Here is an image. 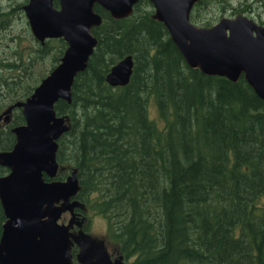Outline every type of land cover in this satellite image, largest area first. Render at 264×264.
<instances>
[{
  "label": "trees",
  "instance_id": "1",
  "mask_svg": "<svg viewBox=\"0 0 264 264\" xmlns=\"http://www.w3.org/2000/svg\"><path fill=\"white\" fill-rule=\"evenodd\" d=\"M212 1L198 0L191 21L198 24ZM27 2L0 5V29L15 13L24 18ZM94 10L100 21L92 28L93 52L71 99L55 104L67 123L57 178L76 172L82 207L75 211L89 205L103 215L133 264H264V101L244 75L233 81L190 67L149 0L122 18L98 4ZM33 43L28 52L15 44L0 54V108L28 98L67 47L62 38ZM126 55L134 59L131 80L111 87L106 75ZM150 96L162 127L149 117ZM23 122L13 108L0 126V151L13 147L11 128ZM9 170L0 162V177ZM5 220L0 204V238ZM77 250L74 244L73 256Z\"/></svg>",
  "mask_w": 264,
  "mask_h": 264
},
{
  "label": "water",
  "instance_id": "2",
  "mask_svg": "<svg viewBox=\"0 0 264 264\" xmlns=\"http://www.w3.org/2000/svg\"><path fill=\"white\" fill-rule=\"evenodd\" d=\"M30 0L23 6L34 37L63 38L67 48L60 63L25 101L17 102L25 123L12 128L16 142L0 151V162L10 171L0 177V204L6 221L0 238V264H72L69 228L61 215L81 204L75 198L79 183L75 173L56 180L57 140L65 131V119L54 105L69 100L75 76L86 68L95 46L92 27L99 23L94 4L112 17L132 12L138 0ZM197 0H150L157 20L163 22L186 63L207 74H221L236 81L244 75L264 101V32L245 18H222L210 29H200L189 15ZM134 61L127 55L106 76L112 86H125ZM6 115L4 121H8ZM45 176L50 180H45ZM82 264H123L111 260L101 244L81 254Z\"/></svg>",
  "mask_w": 264,
  "mask_h": 264
},
{
  "label": "rangeland",
  "instance_id": "3",
  "mask_svg": "<svg viewBox=\"0 0 264 264\" xmlns=\"http://www.w3.org/2000/svg\"><path fill=\"white\" fill-rule=\"evenodd\" d=\"M17 1L24 2L25 0H17ZM228 2H231L234 6L237 5V1L234 0H226V3ZM240 3L244 4L248 2L242 1ZM6 4H7V0H0V5L4 7ZM237 6H239V4ZM245 12H247L246 9L245 11L238 10L235 15V18L251 19L250 16L245 15L246 14ZM215 15H217L216 8L210 9L202 14V19L208 20L210 19L211 16H215ZM227 15H230V13H226L224 16L221 15L218 18L221 19L222 17H229ZM23 17L24 18L20 17L18 13H15L10 21L9 27L7 28V24H5L4 27L0 29V54L2 56L9 55L10 52L13 50L12 47H14L15 44H17L19 50L24 49L26 50V52H28L31 46L34 44L33 38L31 37V31L28 26L27 20L24 16V13H23ZM262 18L264 19V13L262 15ZM24 19L26 22L24 21ZM10 38H12V41L10 40ZM5 41H8L11 44V47H4ZM10 108L11 105L10 106L8 105L7 107L3 106L0 108L1 127L6 125V122L3 121V117L6 114H11ZM148 114L149 117L157 125H159L160 127L163 126L164 123L159 116L156 101L153 96H150L148 99ZM63 172L66 173L64 178H66L70 173L67 170H63ZM69 220H70L69 214H65L62 218V221L64 223H67ZM87 222H88L87 231L83 232L81 226L85 225ZM87 240L93 243L101 244L103 246V249L109 252L113 257L120 256L119 244H117V242L113 238L111 234V230L108 227L106 218L89 205L85 207L84 215L82 217L81 216L79 217V224H72L70 228L71 245L77 244L78 246L77 254L72 256L73 264H81L79 260V256L83 253L84 250L81 248V245L79 243L85 242ZM124 264H133V261L132 259H128L124 261Z\"/></svg>",
  "mask_w": 264,
  "mask_h": 264
},
{
  "label": "flooded vegetation",
  "instance_id": "4",
  "mask_svg": "<svg viewBox=\"0 0 264 264\" xmlns=\"http://www.w3.org/2000/svg\"><path fill=\"white\" fill-rule=\"evenodd\" d=\"M237 1V5L239 6H233L231 3L230 6H233L232 8H238L242 5H240L242 1L248 2L247 9L245 12V15H248L251 17V20H253L257 25H259L264 30V19L262 18V15L264 13V0H234Z\"/></svg>",
  "mask_w": 264,
  "mask_h": 264
},
{
  "label": "bare ground",
  "instance_id": "5",
  "mask_svg": "<svg viewBox=\"0 0 264 264\" xmlns=\"http://www.w3.org/2000/svg\"><path fill=\"white\" fill-rule=\"evenodd\" d=\"M161 78V77H160ZM165 89V88H164ZM181 108V107H180ZM186 108V107H185ZM197 110V109H196ZM187 114V113H186ZM167 150V149H166ZM155 151V150H154ZM158 151V150H157ZM179 151V150H178ZM181 151V150H180ZM186 153H188V152H186ZM185 153V154H186ZM166 157V156H165ZM174 158V157H173ZM192 159V158H191ZM181 160V159H180ZM196 160V159H195ZM201 161V160H200ZM173 162V161H172ZM175 162V161H174ZM163 163V162H162ZM186 164V163H185ZM182 165V164H181ZM159 166V165H158ZM169 167V166H168ZM195 167V166H194ZM197 167V166H196ZM202 167V166H201ZM164 169V168H163ZM172 169V168H171ZM194 169H196V168H194ZM203 169V168H202ZM200 172V171H199ZM156 173V172H155ZM188 176V175H187ZM259 176V175H258ZM168 178V177H167ZM181 180V179H180ZM174 181H175V179H174ZM195 182V181H194ZM154 186V185H153ZM180 186V185H179ZM182 187V186H181ZM219 187V186H218ZM159 188V187H158ZM188 188V187H187ZM229 188H231V187H229ZM151 190V189H150ZM159 190V189H158ZM197 190V189H196ZM211 190V189H210ZM214 190V189H213ZM200 192V191H199ZM226 192H228V190H226ZM163 193V192H162ZM207 193V192H206ZM222 193V192H221ZM238 193V192H237ZM200 194V193H199ZM216 194V193H215ZM228 194H231V193H228ZM213 194H211V196H212ZM218 195V194H217ZM216 195V196H217ZM197 196H199V195H197ZM241 196V195H240ZM196 197V196H195ZM213 197V196H212ZM211 197V198H212ZM222 197V196H221ZM227 197H229V196H227ZM194 198V197H193ZM200 198V197H199ZM210 198V197H209ZM217 198V197H216ZM220 198V197H219ZM226 198V197H225ZM222 199H223V197H222ZM229 199V198H228ZM184 202H185V200H184ZM198 202V201H197ZM224 202V201H223ZM187 203V202H186ZM195 204V203H194ZM197 204V203H196ZM210 204V203H209ZM243 204V203H242ZM187 205H189V204H187ZM206 205V204H205ZM197 206H201V205H197ZM220 206H221V204H220ZM235 206V205H234ZM247 206V205H246ZM195 207V206H194ZM211 207H213V206H211ZM216 207H217V205H216ZM199 208V207H198ZM220 208V207H219ZM227 208V207H226ZM202 210L204 209V207L203 208H201ZM209 209V208H208ZM211 209V208H210ZM215 209V208H214ZM196 210H197V208H196ZM199 210V209H198ZM205 210H207L206 208H205ZM204 210V211H205ZM222 210V209H221ZM195 211V210H194ZM212 211V210H211ZM206 212V211H205ZM208 212H210V211H208ZM218 212V211H217ZM198 213V212H197ZM201 213V212H200ZM214 213H215V211H214ZM221 213V212H220ZM192 214V213H191ZM213 214V213H212ZM211 214V215H212ZM175 215V214H174ZM210 215V216H211ZM198 216V215H197ZM207 216V215H206ZM213 216V215H212ZM212 216H211V218H212ZM199 217V216H198ZM198 217H197V220H198ZM202 217H205L204 215L202 216ZM208 217V216H207ZM221 217V216H220ZM226 217V216H225ZM187 218H188V216H187ZM201 217H199V219H200ZM226 219V218H225ZM227 220V219H226ZM243 221V220H242ZM199 222V221H198ZM212 222H214V221H212ZM192 223H193V221H192ZM208 223V222H207ZM211 226V225H210ZM216 226V225H215ZM224 228H225V226H224ZM194 234V233H193ZM227 234V233H226ZM196 238H198V237H196ZM260 238V237H259ZM205 239H206V237H205ZM203 242H204V240H202ZM257 242V241H256ZM240 243V242H239ZM233 244V243H232ZM250 244H252V243H250ZM241 246V245H240ZM244 251V250H243ZM241 256V255H240ZM259 256V255H258ZM248 258V257H247ZM250 260V259H249ZM248 263V262H247Z\"/></svg>",
  "mask_w": 264,
  "mask_h": 264
}]
</instances>
